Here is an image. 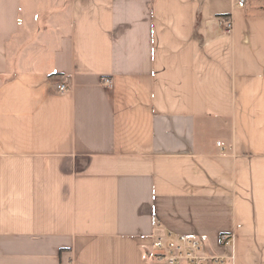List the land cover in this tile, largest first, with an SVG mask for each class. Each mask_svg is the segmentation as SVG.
Here are the masks:
<instances>
[{
  "label": "crops",
  "instance_id": "obj_1",
  "mask_svg": "<svg viewBox=\"0 0 264 264\" xmlns=\"http://www.w3.org/2000/svg\"><path fill=\"white\" fill-rule=\"evenodd\" d=\"M237 2L0 0V264H156L166 231L264 264V0Z\"/></svg>",
  "mask_w": 264,
  "mask_h": 264
},
{
  "label": "built area",
  "instance_id": "obj_2",
  "mask_svg": "<svg viewBox=\"0 0 264 264\" xmlns=\"http://www.w3.org/2000/svg\"><path fill=\"white\" fill-rule=\"evenodd\" d=\"M247 0H238L237 6L244 7ZM226 33H231L234 23L231 18L224 19ZM106 85H111V80L103 79ZM70 85L60 84L58 90L66 92ZM218 145H221L218 142ZM235 233L223 232L219 236L218 244L225 248L233 249ZM152 257L156 264H233L234 252L221 255L213 251L209 237L206 234L186 235L166 231L157 235L152 244Z\"/></svg>",
  "mask_w": 264,
  "mask_h": 264
}]
</instances>
